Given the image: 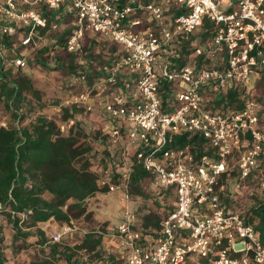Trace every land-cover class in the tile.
I'll list each match as a JSON object with an SVG mask.
<instances>
[{"label":"built area","instance_id":"1","mask_svg":"<svg viewBox=\"0 0 264 264\" xmlns=\"http://www.w3.org/2000/svg\"><path fill=\"white\" fill-rule=\"evenodd\" d=\"M62 27L70 30L64 50L78 56L79 66L85 63L87 36L108 38L123 49L105 80L71 94L57 109L76 105L91 112L92 98L101 96L107 118L102 132L114 143L125 139L127 170L115 178L112 168L98 161L99 188L128 197L127 171L134 158L151 174L154 188H173L175 194L156 238L146 242L136 215L125 209L113 228L114 250L105 247L112 260L91 264H188L193 258L264 264V241L244 213L227 207L219 182L234 170L237 187L264 188L263 105L250 96L240 109L210 105L230 89L246 91L252 75L264 70V0H0V39L9 41L0 43L2 64L25 70L29 51L54 43ZM200 28L207 37L192 38ZM189 42L195 45L186 57ZM199 56L201 63L195 61ZM119 69L127 74L121 86ZM45 117L61 135L75 130L59 113ZM18 123L19 117L13 125ZM8 125L0 121V127ZM182 135L202 137L207 151L198 154L190 144L173 147L175 136ZM76 229L70 221L49 241L59 242Z\"/></svg>","mask_w":264,"mask_h":264},{"label":"trees","instance_id":"2","mask_svg":"<svg viewBox=\"0 0 264 264\" xmlns=\"http://www.w3.org/2000/svg\"><path fill=\"white\" fill-rule=\"evenodd\" d=\"M125 1L128 0H121V4ZM69 32V29H65L55 35L54 43L40 46L30 63L44 69L62 67L63 72L71 77L72 82L76 80L84 88L105 80L115 68L123 49L110 39L102 38L101 50L95 53L92 47L98 42L92 38L84 44L85 63L79 66L78 56L64 50L65 38ZM8 42L7 37L0 39L1 45L7 46ZM194 45L191 42L186 44V57L191 53ZM57 49H63L65 52L64 57L55 58V62H61L60 67L58 62L56 65L49 62L51 53L55 51L58 53ZM195 61L201 63L202 56L197 57ZM81 74L84 75V80L78 78L82 76ZM116 74L117 85L121 86L127 74L124 69L117 70ZM38 95V91L23 70L14 72L11 66L2 64L0 59V104L13 119L19 117L17 126L10 124L7 127H0V216L2 217L0 219L2 221L6 219L11 225L12 248L17 251L24 247L27 237L35 234L43 256L23 264H57L59 260H64L66 264H91L102 258L112 260L105 250L102 240L104 232L101 230H89L81 235L75 244L66 245L62 242L48 241L45 232L37 226V223L50 219L69 223L72 218L83 213L85 200L98 191H105L97 184L99 173L89 155H98L99 163L104 167L110 166L117 178L127 170L122 159L124 147L115 146L107 134L102 132V126L92 129L80 122L81 115L90 112L76 105L62 108L63 118L72 120V129L74 127L75 130H71L68 135L59 134L53 120L42 114L30 116L32 109L29 96L39 103ZM246 98L245 90L233 88L225 94L214 97L210 100V105L216 108L240 109ZM20 108L22 111L19 112ZM28 117L31 118L26 122ZM93 141L103 144V149L98 154L94 152ZM186 144H190L198 154L207 151L204 139L197 135L190 139L184 135L175 136L172 146L181 147ZM261 156L264 158V152ZM232 159L235 161V156ZM127 173L129 174L128 192L134 196H142L141 182L146 178L152 180L151 174L134 158ZM236 176L237 173L233 170L231 179ZM229 177L224 173L219 182L225 186L227 207L235 209V206L241 205L232 195L234 186L228 181ZM155 191L162 196H172L174 200L173 188H155ZM247 197L251 200V205L246 206L244 217L247 222L253 224L258 237L264 241V188L259 185L254 186ZM64 205L66 208H63ZM171 209L172 207L167 212ZM21 213L27 218H22ZM162 217L156 212H148L142 216L141 228H139L144 236L157 237L156 231ZM32 227L36 228L34 233L31 231ZM146 242L151 241L146 239ZM6 261L4 236L0 224V264H5Z\"/></svg>","mask_w":264,"mask_h":264},{"label":"rangeland","instance_id":"3","mask_svg":"<svg viewBox=\"0 0 264 264\" xmlns=\"http://www.w3.org/2000/svg\"><path fill=\"white\" fill-rule=\"evenodd\" d=\"M62 27L58 31L60 33L63 30ZM203 28H200L198 31L194 32L192 38H197L202 36V38L207 37L205 36ZM94 37H86L84 40V44ZM98 44L95 45L93 51L97 53L101 50V42L103 40L96 39ZM195 43V42H194ZM50 44V42H49ZM120 47V46H119ZM120 49H122L120 47ZM58 53L55 51L51 53V59L49 62L52 65H56L58 62V67H60L61 62H55V58L57 57H64L65 52L63 49H57ZM36 50H30L28 53V66L24 71L25 74L28 75L30 78L34 88L39 93V103L36 99L29 96L31 101V109L32 114L31 117L38 115L39 113L44 114L45 116H51L53 118H57V113L64 116L62 110L57 112L59 105L62 104L71 94L78 93L84 87L78 83L76 80L72 82L71 77H68L63 72V68L60 67L58 69H44L35 64H31L30 60L33 58ZM55 54V55H54ZM193 61V57H191ZM246 96H250L256 100H258L264 106V70L260 72H255L252 75V81L247 85V89L245 91ZM101 96L95 95L93 97L95 103L93 110L85 115H81L80 122L88 125L90 128H98L100 126H104L107 122V118L103 115L101 105ZM211 97H209L210 99ZM31 117H28L25 121L27 122ZM263 118V125H264V112L262 114ZM5 120L8 124H13L14 119L10 116L9 112L3 109V105L0 104V121ZM125 140L122 138L120 141L115 144L117 147H124ZM94 152L98 154L103 149V144L101 142H94L93 141ZM91 156V162L93 163L94 167L96 168V163L98 162V155H89ZM232 164L234 163V159L230 161ZM228 181L232 184L233 187V196L237 198L240 202V207L235 206L237 211H241L244 213L246 211V204L251 203V200L248 199V190L252 188L254 185L252 183L244 184L246 187L241 188L236 186V182L231 179V176L228 178ZM227 182V183H229ZM142 187V196H134L129 192L128 197H124L121 191L118 192H111L106 190L105 191H98L93 196L88 197L85 200L84 211L77 217L71 219L74 225L77 227L76 231L63 235L59 242H62L66 245H73L77 242L81 235L89 230H101L104 232L103 244L107 247L110 252L114 250V242H113V228L119 222L122 213L125 209L132 210L137 218V225L140 227L141 218L144 214L150 212H156L160 217L164 216L168 209L173 207V197L172 196H162L161 194H157L155 188L153 187L151 178H146L141 182ZM240 189V193L237 192V189ZM244 189L246 190L244 192ZM238 205V203H237ZM232 208V207H231ZM0 218H2L0 216ZM0 224H2V233L4 236V251L7 257V261L5 264H23L24 262H28L34 260L36 258H42V250L39 244L37 243V237L35 234L27 237L25 241L24 247L14 251L11 245V238H12V228L9 222L6 219L3 221L0 219ZM66 223H61L57 221H52L46 227L45 236L49 241V235L65 225ZM141 228V227H140ZM35 227L31 228V231L34 233ZM148 241H152V236L145 235ZM196 261V258H193ZM191 260L190 264L195 262ZM57 264H66L64 260L57 261Z\"/></svg>","mask_w":264,"mask_h":264},{"label":"crops","instance_id":"4","mask_svg":"<svg viewBox=\"0 0 264 264\" xmlns=\"http://www.w3.org/2000/svg\"><path fill=\"white\" fill-rule=\"evenodd\" d=\"M217 59H221V56H217ZM219 65H221V62H220V64ZM211 98H213L212 96H211ZM92 102L93 103H95V101H94V99L92 98ZM264 112V106H263V110H262V113ZM129 140H127V142H128ZM131 144V143H130ZM132 145V144H131ZM129 167V166H128ZM245 186H242L241 188H244ZM241 188H238L237 189V192L238 193H240V189ZM246 190L244 189V192H245ZM45 197H46V195H45ZM246 205H251V203H248V204H246ZM52 221H54L53 219H50V220H48V221H46V222H38L37 223V226L38 227H40L43 231H45L46 230V227H48V225L50 224V222H52ZM13 231V230H12ZM47 231V230H46ZM104 238V237H103ZM191 260H194V259H191ZM191 260H189V262H188V264H190V262H191ZM195 261V260H194ZM191 264H206V262H205V260H201V259H197L196 258V261L195 262H193V263H191Z\"/></svg>","mask_w":264,"mask_h":264}]
</instances>
